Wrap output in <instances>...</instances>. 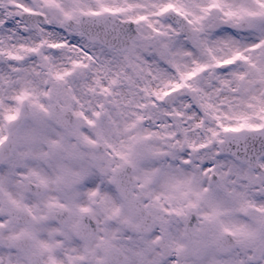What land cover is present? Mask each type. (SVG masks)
<instances>
[{"label":"snow or ice","instance_id":"obj_1","mask_svg":"<svg viewBox=\"0 0 264 264\" xmlns=\"http://www.w3.org/2000/svg\"><path fill=\"white\" fill-rule=\"evenodd\" d=\"M0 264H264V0H0Z\"/></svg>","mask_w":264,"mask_h":264}]
</instances>
